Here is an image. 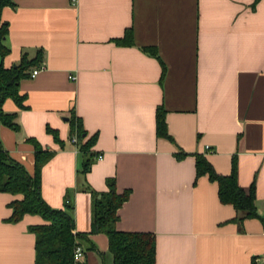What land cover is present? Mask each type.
Listing matches in <instances>:
<instances>
[{"label": "crops", "instance_id": "obj_1", "mask_svg": "<svg viewBox=\"0 0 264 264\" xmlns=\"http://www.w3.org/2000/svg\"><path fill=\"white\" fill-rule=\"evenodd\" d=\"M0 20L3 67L37 52L29 75L42 67L18 84L24 109L3 102L18 131L0 125V144L28 174L26 139L53 151L40 170L49 208L69 201L74 231L88 233L84 188L103 193L112 179L116 193L129 191L114 228L152 234L154 264H264V0H14ZM126 30L131 43L115 44ZM158 109L171 140L155 135ZM72 117L101 156L83 177L68 138ZM195 155L220 176L234 161L237 185H253L257 217L221 204L217 184L195 178ZM20 199L0 193V264H34L27 229L44 222L24 215L8 223L9 204ZM88 240L94 250L81 244V261L112 264L106 237Z\"/></svg>", "mask_w": 264, "mask_h": 264}, {"label": "trees", "instance_id": "obj_2", "mask_svg": "<svg viewBox=\"0 0 264 264\" xmlns=\"http://www.w3.org/2000/svg\"><path fill=\"white\" fill-rule=\"evenodd\" d=\"M14 0H0V13L5 7H12ZM6 24L0 20V125L18 131L15 113H4L1 109L3 102L10 99L17 109H24V96L17 92L21 80L29 78L30 70L40 61L39 53L33 59L21 56L19 62L9 68L2 65L3 58L9 50L5 45ZM115 44H130L131 33L126 30L123 39L115 40ZM154 57L155 53L150 51ZM52 135L53 141L59 144L56 133L46 128ZM155 135L158 138L171 140L166 133L164 112L158 109L155 114ZM69 142L75 139L72 145L81 158L77 175L83 177L90 165L96 159L91 147L94 137L86 141L85 132L77 118L72 117L69 123ZM33 147V172L28 174L22 165L12 160L0 144V193L20 195V200L10 202L11 210L8 223H16L24 215H34L41 218L43 224L28 227V232L34 237V264H85L83 261L73 260V250L86 245L87 250H94L88 240V235L103 234L107 239V249L112 264H154V237L149 233L118 232L114 226L117 221V210L128 198L129 191L116 193L114 181H105L106 192L95 193L85 187L91 198L90 230L88 233L74 231L72 206L65 201L63 209H51L40 196V170L52 157L53 151L42 150L33 139H26ZM181 154L179 152L176 157ZM95 158V159H94ZM195 178L206 176L209 181L217 184V198L221 204L230 205L241 218H255V198L253 185L243 190L237 185L234 161L228 176L217 175L205 158L194 156Z\"/></svg>", "mask_w": 264, "mask_h": 264}, {"label": "built area", "instance_id": "obj_3", "mask_svg": "<svg viewBox=\"0 0 264 264\" xmlns=\"http://www.w3.org/2000/svg\"><path fill=\"white\" fill-rule=\"evenodd\" d=\"M73 1L74 0H72V2ZM41 69H42V67H40L38 69H35V70H32L30 75H29V77L30 78L35 77ZM69 79L73 80L74 78L70 76ZM73 143H75V139L74 138L71 139V144H73ZM100 158H101V156H97V160H99ZM81 258H82V251H81L80 247H75L74 250H73V260L74 261H79V260H81Z\"/></svg>", "mask_w": 264, "mask_h": 264}, {"label": "water", "instance_id": "obj_4", "mask_svg": "<svg viewBox=\"0 0 264 264\" xmlns=\"http://www.w3.org/2000/svg\"><path fill=\"white\" fill-rule=\"evenodd\" d=\"M66 121V120H65Z\"/></svg>", "mask_w": 264, "mask_h": 264}]
</instances>
